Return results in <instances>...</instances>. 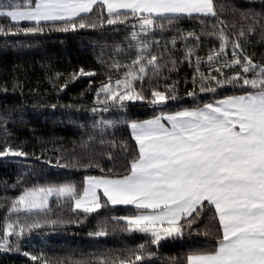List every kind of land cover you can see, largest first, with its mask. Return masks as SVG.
<instances>
[{
  "label": "snow or ice",
  "instance_id": "6c2138e0",
  "mask_svg": "<svg viewBox=\"0 0 264 264\" xmlns=\"http://www.w3.org/2000/svg\"><path fill=\"white\" fill-rule=\"evenodd\" d=\"M94 12L97 15L92 19ZM231 12L239 19L229 26L214 0H0V19L8 21L0 24L5 37L76 33L97 27L111 28L119 36L123 28L127 35L112 51L135 53L128 63L109 64L111 70L122 72L119 78L113 80L109 74L98 86L89 80L87 91L94 97L88 110L91 123L79 126L91 134L81 141L79 156L71 153L43 161L55 168L90 170L97 155L93 148L97 137L127 127L134 146L119 145L124 173L105 171L95 163L103 174L85 176L80 187L74 182L32 186L14 198L5 197L8 203L0 205L6 208L0 221V249L21 253V242L33 230L72 223L52 218L49 201L54 198L83 216L105 207L133 206L134 214L105 218L90 235H107L111 223L113 231L147 238L133 248L100 253L92 260L68 258V264H153L158 255L153 246L158 250L164 242L193 236H202L203 245L172 257V264H264V57L257 62L246 50V43L256 36L264 44V0H246L242 7L232 6ZM184 17L200 19L202 29L212 28L208 35L218 41V47H212L206 58L186 43L183 54L175 57L176 37L170 41L171 50L163 51L168 44H161L160 34ZM21 22L30 26L21 27ZM190 39L198 42L201 37L192 31L182 36L185 42ZM156 47L162 49L159 55L153 51ZM193 56V89L185 92L192 106H183L175 81L165 83L163 90L155 82L165 69L174 71L178 61L191 66ZM204 63L207 71L201 72ZM95 75L94 70L81 67L57 87L63 91L68 80ZM50 79H63V75L56 73ZM227 88L237 94L208 101L200 95L214 97L218 89ZM138 104L150 106L155 114L134 118L132 109ZM172 104L177 105L174 110ZM106 114L115 118H105ZM4 135L0 158L25 162L31 158L8 142L7 120ZM115 144V140L99 141L101 148ZM106 155L110 162L116 159L112 151ZM22 182L18 177V183ZM208 211L213 212L215 228L201 231L202 217ZM22 255L32 264H49L43 252L22 251Z\"/></svg>",
  "mask_w": 264,
  "mask_h": 264
},
{
  "label": "trees",
  "instance_id": "16d2710c",
  "mask_svg": "<svg viewBox=\"0 0 264 264\" xmlns=\"http://www.w3.org/2000/svg\"><path fill=\"white\" fill-rule=\"evenodd\" d=\"M224 19L230 26L234 20L239 18L231 12L232 6L242 7L246 0H214ZM223 5V8L220 6ZM259 7V4H257ZM99 11V9H97ZM97 13L92 14V19ZM8 21L0 19V24H7ZM209 25L213 21H207ZM21 27L30 26L21 22ZM195 32L200 36V41H183L182 36L188 32ZM212 31L209 26L202 29L200 19L195 17L181 18L175 25L160 34L161 44H168L165 53L171 50L170 41L177 38L175 57L183 54V47L186 43L194 47L196 55L207 57L212 47H218V41L208 33ZM127 35L123 28L117 36L116 31L108 27H97L96 29L78 30L76 33H42L25 35L0 34V143L5 139L4 121L7 120L8 142L21 147L29 153L30 159L26 162L23 159L5 160L0 158V205H6L7 198H14L24 188L48 184H59L74 182L78 187L82 186L85 176H98L103 174L95 167L99 163L105 171L114 169L123 174V153L119 148L121 142L134 146L130 129L121 127L113 135L97 137L93 148L97 155L93 160V167L88 170L83 166L70 168H55L43 161L54 158L57 155H68L81 153V141L87 139L91 134L86 128H81V123H91V113L88 111L93 107V93L87 91L91 79L97 86L101 81H106L110 74L112 79L119 78L117 73L109 68L112 61L121 65L130 62L135 53L126 52L117 55L112 51L115 44L119 43ZM19 42V43H17ZM250 45V46H248ZM248 54L254 55L257 62L264 57V44L259 36L246 43ZM153 51L159 55L162 51L156 47ZM230 58V57H229ZM165 59L168 56L165 55ZM83 67L86 71L94 70V77H81L76 80H68L67 87L61 91L57 85L63 84L69 75ZM171 68V64L168 65ZM195 71V57L192 58L191 66L187 62H179L174 71L167 69L162 71L161 79L157 83L161 90L165 83L176 82L179 96L185 101L183 106H192L191 98L185 97V92L193 89L192 78ZM201 72L207 71V64L200 68ZM56 73H61L63 79H50ZM230 74V73H229ZM164 77L168 79L165 80ZM15 86V87H14ZM139 87V84L137 85ZM147 83L145 87L147 88ZM199 80L197 79V91ZM237 94L234 89L227 88L220 90L218 94H200L204 101L219 99L223 96ZM52 104L58 107L53 109ZM63 105H73L72 110L66 109ZM177 105L172 104L173 110ZM79 109L78 111L76 109ZM132 111L134 118L147 119L153 113L150 106L136 105ZM87 117V119H86ZM105 118H115L105 115ZM115 140V145H106L101 148L100 139ZM112 151L116 159L109 161L106 153ZM36 157L40 159L37 160ZM88 161L85 160L84 164ZM18 177L23 182L18 183ZM17 185L16 187H12ZM7 189V190H6ZM49 206L53 219L62 217L65 221H72L57 225L56 227H44L33 230L21 242L22 251H31L33 254L43 252L48 258L49 264H68V258L72 260H92L95 255L105 252H116L126 248H133L142 243L146 237L143 234L122 233L119 230L113 231L111 223L108 225V232L105 236L95 237L90 233L98 231V224L105 218L112 216H124L134 214L133 206L118 205L114 208H102L98 213L83 216L79 211H74L70 204L64 201H56L50 198ZM6 212L5 207H0V221ZM213 212L208 211L203 215L200 229L205 227L214 229L215 222L212 219ZM80 222H76V221ZM202 236H193L184 240L167 241L161 244L153 264H172V257H182L190 249L202 246ZM15 251L8 252L0 249V264H32L29 257H25Z\"/></svg>",
  "mask_w": 264,
  "mask_h": 264
}]
</instances>
